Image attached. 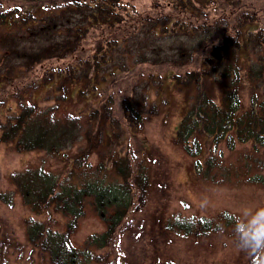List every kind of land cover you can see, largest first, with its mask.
I'll use <instances>...</instances> for the list:
<instances>
[{"label": "trees", "instance_id": "1", "mask_svg": "<svg viewBox=\"0 0 264 264\" xmlns=\"http://www.w3.org/2000/svg\"><path fill=\"white\" fill-rule=\"evenodd\" d=\"M40 1L0 2V85L14 88L19 107L0 98V110H8L0 142L65 159L67 169L59 173L36 166L9 179L31 211L53 207L68 221L59 230L51 218L27 219V239L50 264H121L123 234L152 189V158L132 140L147 118L164 112L167 91L184 98L175 141L197 157L199 178L230 175L214 153L223 142L231 149L236 142L264 148V0H148L142 12L131 5L133 13L126 0ZM90 35L97 36L94 52L78 57ZM138 66L136 79L123 85ZM162 67L168 73L155 70ZM38 70L40 78L16 87ZM67 103L87 105L72 111ZM206 150L212 154L203 160ZM259 178L258 172L250 177ZM87 208L106 229L78 248L71 235ZM160 227L164 236L226 233L247 244L256 229L228 211L173 215ZM8 246L0 238V252ZM252 256L255 262L260 255Z\"/></svg>", "mask_w": 264, "mask_h": 264}, {"label": "rangeland", "instance_id": "2", "mask_svg": "<svg viewBox=\"0 0 264 264\" xmlns=\"http://www.w3.org/2000/svg\"><path fill=\"white\" fill-rule=\"evenodd\" d=\"M0 2L4 6L18 4L23 7L44 3L40 0ZM126 2L130 13L134 11L131 5H135V9L140 12L149 5L148 0ZM96 39L97 36L90 35L80 49L78 57L90 56L94 52ZM167 69L162 67L155 70L166 74ZM138 70H141L140 66L133 74H125L124 81L129 80L127 77L134 81ZM41 73L42 70H38L34 74L26 75L22 79L23 83H18L16 87L36 81ZM13 89L9 85H0V98L3 96L12 104L11 109L18 111L17 99L11 95ZM170 90L166 94L169 105L163 108L164 112L147 118L141 132L132 140L136 150L141 151L143 156L145 154L152 158V189L147 204L134 214L130 229L123 234L121 264H264L262 255L253 262V253L244 249L250 244L239 242L233 235L217 233L202 238H186L173 233L163 235L160 225L173 215L210 217L228 211L247 226L256 228V215L264 210V148L255 151L256 148L251 142H236L231 149L223 142L214 153L221 157L225 167L231 168L230 175L220 172L219 174L227 177L217 180L199 178L194 168L197 157L189 155L183 146L175 141L176 130L183 115L184 98L174 89ZM40 96L42 95L38 98ZM25 97L28 101V95ZM36 97L37 93L33 98ZM247 98L248 94H245L246 106ZM52 102L43 101V104ZM9 104L5 106H10ZM85 104L67 103L66 107L67 110L76 111L84 109ZM7 114V109L0 110V121H3ZM211 154V151L206 150L201 159L204 160ZM91 159L94 163L97 162L96 157ZM36 166L57 173L65 167L67 169L63 158L39 150L17 152L11 144L0 142V238L9 242L8 250L5 253L0 252L3 264H50L48 257L28 241L25 223L27 219L51 218V223L56 228H66L68 218L61 212L53 207L45 208L40 214L31 211L10 182L11 173ZM257 172L260 178L251 180L250 177ZM260 216L264 217V212H261ZM160 219L163 220L162 223ZM105 229V220L91 208H87L71 235V241L76 247L82 248L89 235L103 232Z\"/></svg>", "mask_w": 264, "mask_h": 264}, {"label": "clouds", "instance_id": "3", "mask_svg": "<svg viewBox=\"0 0 264 264\" xmlns=\"http://www.w3.org/2000/svg\"><path fill=\"white\" fill-rule=\"evenodd\" d=\"M264 212V210H261ZM257 213L256 217V227L255 231L251 234L253 237V243L246 246L245 250H250L254 254H259L264 256V217L260 216V213Z\"/></svg>", "mask_w": 264, "mask_h": 264}]
</instances>
